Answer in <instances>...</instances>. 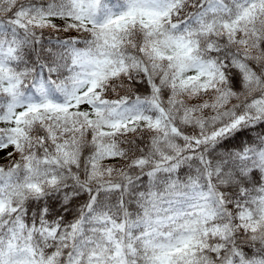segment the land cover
<instances>
[{
    "label": "snow or ice",
    "instance_id": "1",
    "mask_svg": "<svg viewBox=\"0 0 264 264\" xmlns=\"http://www.w3.org/2000/svg\"><path fill=\"white\" fill-rule=\"evenodd\" d=\"M0 264H264V0H0Z\"/></svg>",
    "mask_w": 264,
    "mask_h": 264
}]
</instances>
